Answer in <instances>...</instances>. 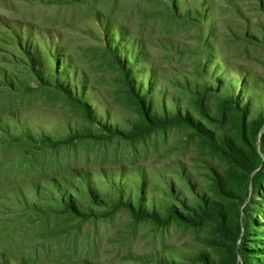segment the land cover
Returning <instances> with one entry per match:
<instances>
[{
	"label": "rangeland",
	"instance_id": "rangeland-1",
	"mask_svg": "<svg viewBox=\"0 0 264 264\" xmlns=\"http://www.w3.org/2000/svg\"><path fill=\"white\" fill-rule=\"evenodd\" d=\"M263 174L264 0H0V264L262 259Z\"/></svg>",
	"mask_w": 264,
	"mask_h": 264
},
{
	"label": "trees",
	"instance_id": "trees-1",
	"mask_svg": "<svg viewBox=\"0 0 264 264\" xmlns=\"http://www.w3.org/2000/svg\"><path fill=\"white\" fill-rule=\"evenodd\" d=\"M263 181H264V174L261 176H258L257 179L254 181L255 185H263ZM218 187V186H217ZM242 187V184L240 181L236 180L234 177H230L227 182L225 183H221V186L218 187L217 189V193L222 196V197H226L227 196H232V195H238L237 191H244ZM242 195V194H241ZM173 209L175 211H177L176 207L173 206ZM173 210V211H174ZM232 211L233 209L228 210V208L226 209L225 206L218 204V203H211L207 200H204L203 202H199V205L197 208L193 209L192 214H189L188 217L195 219L196 221H205L208 219H212L218 226L219 229H221L223 231V233L225 234V231L227 232H235L236 234L239 235L241 227L239 225V223L234 220V217L232 215ZM178 212V211H177ZM170 217H173L172 211L170 214ZM251 221L248 220L247 221V233L250 234L249 228L251 226ZM225 230V231H224ZM237 235V236H238ZM257 241H264V239L259 238L256 239ZM236 244V243H235ZM239 248V246H237V249ZM244 248H242L243 251ZM241 250V249H240ZM259 251H263L261 250V247H258ZM246 252V256L247 257V263L246 264H258L260 262L264 263V258L262 259H258L255 256L254 253V249H245ZM243 253H245L243 251ZM232 255V256H231ZM230 258L227 261H223L222 264H235V251L231 250L229 251V255ZM234 256V259H233ZM232 262V263H230ZM237 264V262H236Z\"/></svg>",
	"mask_w": 264,
	"mask_h": 264
}]
</instances>
